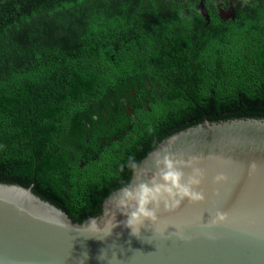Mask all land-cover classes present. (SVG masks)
I'll list each match as a JSON object with an SVG mask.
<instances>
[{
  "label": "trees",
  "instance_id": "16d2710c",
  "mask_svg": "<svg viewBox=\"0 0 264 264\" xmlns=\"http://www.w3.org/2000/svg\"><path fill=\"white\" fill-rule=\"evenodd\" d=\"M216 1L209 21L202 0L0 2V182L82 223L169 136L264 119V0L228 21ZM107 130L123 134L100 148Z\"/></svg>",
  "mask_w": 264,
  "mask_h": 264
},
{
  "label": "water",
  "instance_id": "95a60500",
  "mask_svg": "<svg viewBox=\"0 0 264 264\" xmlns=\"http://www.w3.org/2000/svg\"><path fill=\"white\" fill-rule=\"evenodd\" d=\"M198 10L209 21L204 0ZM227 15L221 19L236 18L234 9ZM165 155L183 160L185 182L194 168L203 171L196 190L205 200L185 199L171 209L160 201L153 206L158 224L146 223L138 236L121 214L131 208L115 206L123 188L105 199L101 215L78 223L31 188L0 182V264H264V119L206 120L181 130L142 160L129 186L162 184ZM193 157L198 162L188 166ZM219 174L227 180L216 184ZM216 212L226 213L229 222L202 227ZM92 218L109 231L90 232Z\"/></svg>",
  "mask_w": 264,
  "mask_h": 264
},
{
  "label": "clouds",
  "instance_id": "9594fccd",
  "mask_svg": "<svg viewBox=\"0 0 264 264\" xmlns=\"http://www.w3.org/2000/svg\"><path fill=\"white\" fill-rule=\"evenodd\" d=\"M193 162H198V158L193 157L188 166H191ZM183 164V160H175L171 155H165L163 159L164 171L161 175L162 184L149 186L146 183H141L135 188L129 186L122 189L121 194L115 199V206L118 209L131 208L130 211L121 213L126 217L125 227L131 231V234L138 236L140 229L148 222L153 225L158 224L156 210L153 206L158 207L160 201H163L165 207L170 209L177 207L185 199L193 203L204 202V193L196 190L204 179L203 171L194 168L193 175L185 182L184 174L179 170ZM127 166L133 170L137 167L131 161ZM252 168L255 169L256 165L253 164ZM226 180L227 177L223 174H219L214 178L216 184H221ZM112 220H115V215L112 216ZM228 222L229 217L226 213L216 212L201 226L213 228L225 225ZM86 225L88 230L93 233L109 231L108 224L99 223L95 218H92ZM157 231L163 232V229L157 228ZM176 234L181 238L183 237L182 230H178Z\"/></svg>",
  "mask_w": 264,
  "mask_h": 264
},
{
  "label": "flooded vegetation",
  "instance_id": "af4514ba",
  "mask_svg": "<svg viewBox=\"0 0 264 264\" xmlns=\"http://www.w3.org/2000/svg\"><path fill=\"white\" fill-rule=\"evenodd\" d=\"M216 3H217V1H216ZM216 3L214 4V5H211L210 6V8L211 9H213L215 12H217L218 13V16L221 18V12H220V9H218V7H219V5L217 6L216 5ZM235 8H236V16H237V7H239L240 5L237 3V0H236V3H235ZM222 6H223V8L225 9V7L227 6L226 5V3H222ZM232 6V5H231ZM217 7V8H216ZM125 100V99H124ZM148 103V101H146V104ZM126 114L128 115V116H130V117H132V118H135V115H134V113H133V109L131 108V107H129V106H127L126 107ZM95 119H97V124L100 122V121H98V117L97 116H95L94 117ZM106 121L108 122V124H109V119L107 118L106 119ZM94 132H92L91 130H89L88 131V134H87V141H91L92 140V138H93V136H94ZM104 136H102V137H100L99 138V143H101V147L100 148H102V147H104L105 145H107L110 141H112V140H116V139H118V136H120V135H122L123 134V132L121 131V130H117V131H115V132H111L110 130H107L106 132L104 131ZM94 153H95V156H97V153L94 151ZM86 155H88V154H86ZM89 156V155H88ZM88 156H86L85 157V159L87 160V158H89ZM91 158V157H90ZM83 164H85V163H83ZM88 218V217H87ZM87 218H85V219H87ZM84 219V220H85Z\"/></svg>",
  "mask_w": 264,
  "mask_h": 264
},
{
  "label": "rangeland",
  "instance_id": "374dc122",
  "mask_svg": "<svg viewBox=\"0 0 264 264\" xmlns=\"http://www.w3.org/2000/svg\"><path fill=\"white\" fill-rule=\"evenodd\" d=\"M2 1H5V0H0V2H2ZM222 3L223 4L226 3L227 6L225 7V9L223 8ZM235 3H236V1H233V0H217L216 5L217 6L219 5L218 9H220L221 15H224V14L227 15L228 14L227 17H229L230 16L229 14L232 11V9H234L235 13H236ZM131 95L134 96V93L132 91H131ZM85 154H88L91 158H95V153L92 149H87Z\"/></svg>",
  "mask_w": 264,
  "mask_h": 264
}]
</instances>
